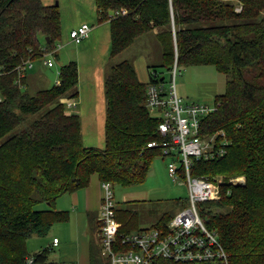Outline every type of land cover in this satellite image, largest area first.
Returning <instances> with one entry per match:
<instances>
[{
    "label": "trees",
    "instance_id": "trees-1",
    "mask_svg": "<svg viewBox=\"0 0 264 264\" xmlns=\"http://www.w3.org/2000/svg\"><path fill=\"white\" fill-rule=\"evenodd\" d=\"M241 1L237 12L229 0H95L99 21H110L111 57L153 33L163 59L149 66L148 83L133 60L109 68L101 148L84 145L82 119L68 114L62 102L79 96L77 61L61 66L59 81L35 95L28 91L31 70L18 76L24 62L57 49L63 37L59 7L0 0V264H24L31 255L46 263L51 248L32 253L28 239L47 237L56 223L68 222L70 211L58 209V199L89 186L93 175L122 186L146 181L154 159L163 156L162 148L147 146L163 138L162 112L148 107V86H169L173 78L166 72L172 73L176 57L178 69L213 65L227 76L226 90L214 100L218 108L203 125L209 134L225 133L228 151L197 162L193 174L225 175L222 198L204 204L203 217L217 231L230 264H264V0ZM122 8L126 15L109 16ZM240 174L245 183H230ZM42 202L46 208L37 207ZM136 215L117 207L119 237L134 227ZM173 216L163 215L155 226L167 227ZM91 263L108 264L95 247ZM154 264L183 263L158 257Z\"/></svg>",
    "mask_w": 264,
    "mask_h": 264
},
{
    "label": "built area",
    "instance_id": "built-area-1",
    "mask_svg": "<svg viewBox=\"0 0 264 264\" xmlns=\"http://www.w3.org/2000/svg\"><path fill=\"white\" fill-rule=\"evenodd\" d=\"M127 13V8H122L112 11L109 16L114 18ZM91 30L90 24L82 23L70 31V38L78 45L90 36ZM60 48L62 45H58L57 49L50 52L56 53ZM54 64L52 59L47 60L49 67ZM33 68L32 60L24 62L18 68L19 77H23ZM177 71L176 57L173 76L177 75ZM148 88V107L151 111L162 112L163 120L158 131L163 138L153 140L147 146L160 147L163 156L171 158L168 164L169 174L174 179H185L188 184L187 204L173 216L167 227L155 226L141 232H128L119 237L122 224L116 217L117 204L113 184L103 182L104 194L99 213L101 254L110 264H154L158 257L183 264L214 262L230 264L229 254L222 245L217 231H211L203 217L204 204L222 198L225 177L219 174L212 176L193 174L197 162L224 157L228 151L230 144L224 132L209 134L204 130L203 120L217 110L218 104L209 106L199 102L193 104L183 102L173 83L168 87L151 83ZM63 103L70 108L77 107L73 98ZM229 180L230 183L239 185L245 183L246 177ZM58 243L59 238L55 237L54 246ZM24 264L37 263L35 257L31 255L26 257Z\"/></svg>",
    "mask_w": 264,
    "mask_h": 264
},
{
    "label": "rangeland",
    "instance_id": "rangeland-1",
    "mask_svg": "<svg viewBox=\"0 0 264 264\" xmlns=\"http://www.w3.org/2000/svg\"><path fill=\"white\" fill-rule=\"evenodd\" d=\"M234 6L235 11L241 12L243 9V3L241 0H229ZM43 3L48 5H56L59 7L60 16H61V25L63 33L62 40L57 43L58 45H63L60 48V54L57 53H48L43 57L37 58L34 61V68L31 69L29 74V88L28 91L31 95H35L39 89L50 88L56 84L59 80V70L61 66L70 61H80L82 82L79 84V87L83 90V95H91V98H95V95H100L105 91L103 83H105L106 75L105 71H97L96 65L103 64V54L102 50L95 49V46L84 47L85 53L82 51L80 59L77 58L78 46L72 42H68L70 37V31L65 32V27L69 23H75L78 19L83 18L84 16L89 17L88 21L91 22L92 17L90 16L92 3L91 0H43ZM92 5V6H91ZM87 11V14H86ZM93 14V12H92ZM94 15V14H93ZM86 18V17H85ZM71 39V38H70ZM87 39V38H86ZM83 40L85 45L89 40ZM42 44L45 43V38L41 36ZM80 45V46H81ZM112 47V46H111ZM143 53L148 59L149 66L151 65H161L163 62L162 59V44L155 34L150 33L148 36H144L137 40L136 44L131 48L123 51L121 54L111 57L109 56V64L106 68V73L109 71V68L114 65L122 62L124 59L133 60L138 56V54ZM59 56V57H58ZM52 59L55 63L54 66L47 65V60ZM29 71V70H28ZM149 71V67H148ZM94 73V74H93ZM27 74V72H26ZM25 74V75H26ZM167 77L173 78L171 83L176 87L178 96L182 98L183 102L193 104L199 102L206 105H215L214 98L217 94H222L226 90V74L218 72L213 65H194L189 67L179 68L177 75L173 76V73L166 72ZM20 75L18 71V76ZM96 84V85H95ZM170 84V83H169ZM168 84V85H169ZM97 86V89L96 87ZM93 87V90L90 89ZM212 87L216 89L212 94L205 93V88ZM78 90V88H77ZM99 91V92H98ZM86 92V93H85ZM67 99H71L67 97ZM90 104V103H89ZM89 107V105H87ZM91 108V104H90ZM90 108H88L90 110ZM100 112V109L96 110ZM87 113V112H86ZM85 127L87 126L88 120L86 117H83ZM19 129V128H18ZM84 135V145L88 147H101L104 148L105 143L100 142V135L96 133L95 137L97 138V145L91 144L92 141H89V137ZM103 135L101 139L103 140ZM89 144V145H88ZM95 144V143H94ZM171 161V158L164 156H157L148 173V177L144 183L140 185H125L113 184V190L115 195V202L117 207L122 210L129 209L137 213L134 227L130 229V232H137L144 228H150L155 226V223L161 220L162 216L165 214L175 215L186 205V199L189 194L188 184L185 179L174 177L169 174L168 164ZM220 176L225 177L224 174ZM246 177L244 174L233 176L232 178L241 179ZM231 179V178H230ZM244 183V182H243ZM223 192L221 191V195ZM69 193L67 194V197ZM38 208H46L44 202L40 203ZM139 222V223H138ZM60 223H56L52 228L51 232L47 237L43 236H33L28 239L27 245L30 252L35 253L40 251L42 247H50L53 242V235L51 234L54 229L60 227ZM74 244L72 240L71 245ZM73 251V246L70 247ZM56 250H53L46 264H51L50 262L56 258V252L59 249L56 247ZM58 264V263H56ZM110 264V262H108Z\"/></svg>",
    "mask_w": 264,
    "mask_h": 264
},
{
    "label": "crops",
    "instance_id": "crops-1",
    "mask_svg": "<svg viewBox=\"0 0 264 264\" xmlns=\"http://www.w3.org/2000/svg\"><path fill=\"white\" fill-rule=\"evenodd\" d=\"M43 1V0H42ZM92 9L90 16L92 17L91 22L88 21L87 16L78 19L75 23H69L65 27V32L71 31L72 29L78 28L79 25L82 23H88L91 25L92 30L90 36L86 39L89 40L85 45L82 41L81 43L75 44L78 46L77 51V58L80 59L82 55V51L85 53L84 47L87 46H95V49L102 50L103 54V64L96 65V69L94 72L101 71L106 75V68L110 62L108 59L111 53V31H110V21L106 20L104 22L99 21L98 9L95 0H91ZM93 12V14H92ZM87 14V11H86ZM86 17V18H85ZM155 32H158L156 30ZM70 33V32H69ZM68 42H72L69 37ZM137 42V41H136ZM73 43V42H72ZM136 44V43H135ZM134 44V45H135ZM81 45V46H80ZM63 47V45H62ZM132 47V46H131ZM130 47V48H131ZM60 54V52L58 53ZM135 67L137 74L141 81L148 83L150 81V74L148 71L149 63L148 59H146L143 53L138 54L134 59ZM79 63V84L82 82V75H81V68H80V61ZM94 74V73H93ZM59 81V80H58ZM79 96L76 100L77 107H67L68 114H78L82 119V133L83 137L86 135L89 137V141H92L91 144L97 145V138L95 137L96 133L98 135H103V140L101 139L100 135V142L102 141L105 143V123H106V98H105V91L100 95H95V98H91V95H83V90L79 87ZM96 85V84H95ZM97 89V86H95ZM104 85V83H103ZM90 89L93 90V87ZM98 90V89H97ZM216 89L209 87L205 88V93L212 94ZM94 91V90H93ZM99 92V91H98ZM86 93V92H85ZM219 95V94H217ZM216 95V96H217ZM215 96V98H216ZM67 97L62 99V102ZM214 98V100H215ZM91 108H90V104ZM89 105V107L87 106ZM90 108V110L88 109ZM100 109V112H96V110ZM87 112V113H86ZM86 117L88 120L87 126L83 125L84 119ZM84 139V138H83ZM95 143V144H94ZM89 145V144H88ZM102 181L98 174L93 175L91 183L89 186L82 188L74 193H69L62 196L58 199L56 206L60 210H69L70 217L68 222H62L59 225L58 229H54L51 233L53 237L59 238V243L54 246V238L53 242L50 245L51 250H56L57 247L59 249L56 252V258L53 259L50 263H58V264H92L91 263V255H92V248H100V234L99 229L101 225V221L99 219V213L101 209V204L103 201V194L104 190L102 189ZM122 225L123 222L118 220ZM58 224V223H57ZM72 240L74 244L71 245ZM71 246H73L74 250H71ZM47 263V262H46ZM41 263V264H46Z\"/></svg>",
    "mask_w": 264,
    "mask_h": 264
},
{
    "label": "water",
    "instance_id": "water-1",
    "mask_svg": "<svg viewBox=\"0 0 264 264\" xmlns=\"http://www.w3.org/2000/svg\"><path fill=\"white\" fill-rule=\"evenodd\" d=\"M47 40L49 41V38Z\"/></svg>",
    "mask_w": 264,
    "mask_h": 264
}]
</instances>
